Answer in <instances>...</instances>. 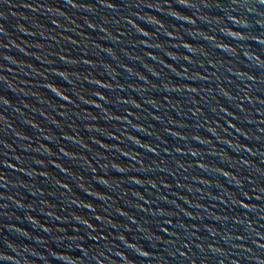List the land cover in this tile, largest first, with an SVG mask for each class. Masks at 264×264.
I'll return each mask as SVG.
<instances>
[{"label": "water", "instance_id": "1", "mask_svg": "<svg viewBox=\"0 0 264 264\" xmlns=\"http://www.w3.org/2000/svg\"><path fill=\"white\" fill-rule=\"evenodd\" d=\"M0 264H264V2L0 0Z\"/></svg>", "mask_w": 264, "mask_h": 264}, {"label": "snow or ice", "instance_id": "2", "mask_svg": "<svg viewBox=\"0 0 264 264\" xmlns=\"http://www.w3.org/2000/svg\"><path fill=\"white\" fill-rule=\"evenodd\" d=\"M262 2H264V0H262Z\"/></svg>", "mask_w": 264, "mask_h": 264}]
</instances>
